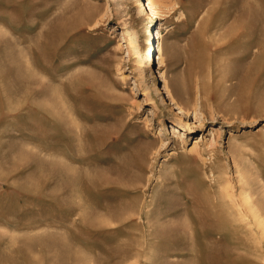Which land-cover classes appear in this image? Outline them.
I'll use <instances>...</instances> for the list:
<instances>
[{
  "label": "rangeland",
  "instance_id": "obj_1",
  "mask_svg": "<svg viewBox=\"0 0 264 264\" xmlns=\"http://www.w3.org/2000/svg\"><path fill=\"white\" fill-rule=\"evenodd\" d=\"M143 1L0 0V264H264V0Z\"/></svg>",
  "mask_w": 264,
  "mask_h": 264
},
{
  "label": "bare ground",
  "instance_id": "obj_2",
  "mask_svg": "<svg viewBox=\"0 0 264 264\" xmlns=\"http://www.w3.org/2000/svg\"><path fill=\"white\" fill-rule=\"evenodd\" d=\"M143 6H144V9H145V11L146 12H148L149 14H151V15H157L158 14V11H157V8H156V6H155V3H154V1L153 0H145V1H143ZM243 16V15H242ZM246 16H249V15H246ZM242 19L243 18H245V17H241ZM248 18V17H247ZM246 18V19H247ZM247 26V25H246ZM220 28V27H219ZM247 28H248V26H247ZM221 29H222V27H221ZM241 30H243V29H241ZM249 30V29H248ZM217 31H218V28H217ZM219 31H220V29H219ZM250 31V30H249ZM248 31V32H249ZM213 32H215L216 33V31H213ZM243 32H245V31H243ZM214 33V34H215ZM219 33V32H218ZM217 34V33H216ZM245 34H246V32L244 33V36H245ZM219 35L221 36L222 34H218V37H219ZM243 37V36H242ZM241 36L239 37V38H242ZM247 37V36H246ZM221 38V40H222V37H220ZM219 38V39H220ZM223 38H224V35H223ZM245 38V37H244ZM150 43H151V46H153V42H151L150 41ZM218 44V43H217ZM216 46V45H215ZM217 47V46H216ZM152 50V51H151ZM220 50V49H219ZM160 51V50H159ZM159 51H158V54H159ZM215 52H216V50H215ZM158 62L160 61V59H161V57H160V54L158 55ZM151 61H154V55H153V49H150L149 50V52H148V60H147V62H148V64L149 63H151ZM141 63V59L139 58V55H135V64H137V63ZM88 181V180H87ZM90 181V180H89ZM264 207V206H263ZM260 226H263V225H261L260 224ZM264 227V226H263ZM261 228V227H260ZM200 258V257H199Z\"/></svg>",
  "mask_w": 264,
  "mask_h": 264
}]
</instances>
